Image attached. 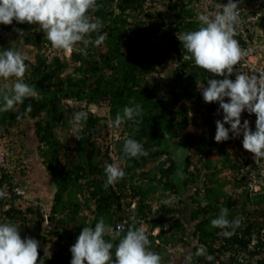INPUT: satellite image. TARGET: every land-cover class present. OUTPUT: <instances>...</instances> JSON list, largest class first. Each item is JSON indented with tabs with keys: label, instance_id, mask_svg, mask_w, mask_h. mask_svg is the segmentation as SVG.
<instances>
[{
	"label": "trees",
	"instance_id": "obj_1",
	"mask_svg": "<svg viewBox=\"0 0 264 264\" xmlns=\"http://www.w3.org/2000/svg\"><path fill=\"white\" fill-rule=\"evenodd\" d=\"M200 1L96 0L98 6L89 12L93 19H102L103 28L91 36L95 39L102 34L104 40L99 45L90 44L87 54L76 50L58 54L35 23L13 20L12 24H0V50L12 47L30 54L26 48L33 45L36 51L35 62L24 56L28 68L23 77L35 86L36 95L0 113V123L16 122L23 116L40 118L35 119L34 134L47 172L59 186L53 211L60 215L51 216L53 222L47 230L37 217L39 207L19 209L12 205L5 210L0 199V222L15 223L22 238L37 239L38 260L50 243L54 249L45 264H70V246L82 228L94 226L103 217L113 228L118 224L125 225V230L143 226L149 248L165 261H171L168 254L177 247L176 252L185 256L176 257L171 264H264V257L257 261L238 257L240 249L246 256H254L264 248L261 236L256 249L249 246V234L264 230V170L254 161L250 171L256 173L247 174L250 160L227 151L224 141L214 140L215 121L222 120L223 113L218 111V102H201L198 84L206 86L207 78L223 77L186 59L177 36L199 26L198 13L204 12L200 11ZM260 2L241 0L239 22L255 15L254 4L264 9ZM3 29L12 38L7 39ZM236 31L242 39L240 28ZM170 52L176 55L177 65L164 77ZM104 102L110 106L112 120L125 106L140 104L143 108L136 121L125 120L118 127L122 136L117 152L125 176L107 187L104 168L114 157L112 149L99 139V134H105L101 133V117L88 108ZM29 105L31 110L26 111ZM81 109L87 111V120L79 128L71 126L69 115ZM200 116L202 123L198 122ZM60 119V125L75 129L74 136L61 138L55 131ZM128 137L138 140L146 154L128 157L123 153ZM152 162L157 163L155 169L144 170ZM223 172L227 176H222ZM202 176L205 181L199 184ZM257 179L262 187L254 190L252 183ZM192 187L195 195L190 196ZM123 193L127 194L123 197ZM129 196L137 198L136 207L131 206ZM164 198L171 203L165 205ZM224 206L229 220L235 219L231 213L234 208L243 216L234 234L227 237L210 223ZM105 239L111 235L106 234ZM201 247L214 257L212 261L206 255H196Z\"/></svg>",
	"mask_w": 264,
	"mask_h": 264
},
{
	"label": "clouds",
	"instance_id": "obj_2",
	"mask_svg": "<svg viewBox=\"0 0 264 264\" xmlns=\"http://www.w3.org/2000/svg\"><path fill=\"white\" fill-rule=\"evenodd\" d=\"M240 3L241 0H228L226 4L218 2L217 10L198 13L197 28L183 31L177 36L185 50L186 59L193 60L196 66L207 73L223 77L207 78L206 86L201 82L198 84L203 96L201 102L219 103L218 111L222 110L223 115L222 120L215 121L214 140L222 142L230 139L227 143L233 144L235 148H229V151L250 160L246 173L254 175L256 172L250 171L254 161L264 170V72H234V66L243 55L235 38L236 26L240 21ZM262 5L264 6V3ZM97 6L96 0H0V24H12L13 20L18 23H35L43 30L58 54H63L64 51L69 54L72 50L87 54L90 44L99 45L104 40L102 34L97 35L95 39L91 36V33H99L103 28L102 19H93L89 12ZM3 33L7 39L12 38L10 32L3 29ZM26 49L32 51L34 46L29 45ZM35 52L34 50L28 54L27 50L23 53L22 50L12 47L0 50V113L11 110L14 105L22 104L25 98L36 95L35 86L23 79L28 68L24 56L35 62ZM32 54L33 59L30 57ZM233 73L235 78H229ZM69 105L74 108L76 106L73 101H69ZM92 106H108L109 109L99 115ZM88 108L101 117V133L105 134H99V139H106L102 145L109 146L114 157L113 163H106L104 168L107 187L125 176L123 160L118 154V141L122 136L118 127L125 120L136 121L141 117L143 108L140 104L125 106L122 113L118 112L113 120L109 114L110 106L106 102ZM30 110L29 105L26 111ZM252 113L254 119L249 122ZM40 115L45 116L44 112ZM69 116L73 126L79 128L82 122L87 120L88 113L81 109L73 111ZM35 119L23 116L22 120L16 122L0 123V199L4 200L2 204L5 210L10 209L12 205L19 209L28 206L39 207L37 217L47 230L53 222L51 216L60 215L53 211L54 193L58 191L59 186L51 180L47 172L45 158L34 134ZM61 123L60 119L59 126L55 128L57 133L64 126L60 125ZM66 130L71 132L68 134H76L72 133L75 131L73 127L66 125ZM114 132L119 136L112 144ZM241 134L242 142L239 141ZM59 135L62 138L61 133ZM122 150L128 157L146 154L143 145L132 137L125 139ZM150 164H147L144 170H151L148 168ZM262 175L264 176V173ZM252 185L254 190L262 187L258 179ZM191 192L190 196L195 195L193 187ZM126 194L123 193V197ZM128 199L131 206L136 207L137 198L132 199L129 196ZM163 203L168 205L171 201L165 199ZM231 213L234 214V220L228 219V208L224 206L219 215L210 221L213 227L222 229L221 234L226 237L234 234L235 228L240 225L239 220L243 218L236 208L231 210ZM124 227L125 225L118 224L113 228L105 223L103 217L94 226H84L75 243L70 246V264H161L165 261L158 252L149 248V236L143 226H131L127 230ZM158 231L157 228L154 233ZM106 234H110L111 239H105ZM260 236L264 237V230H254L249 234L251 249L257 248ZM49 244L48 248L53 250V245L50 244L49 247ZM39 247L40 242L37 239L31 236L22 238L15 223L0 222V264H45V258H50L51 252L46 247L44 256L38 260ZM196 255H206L209 261L214 259L211 254L205 253L203 247L197 249ZM238 257L242 260L245 258L247 261H257L264 257V248L254 256H246L240 249Z\"/></svg>",
	"mask_w": 264,
	"mask_h": 264
},
{
	"label": "built area",
	"instance_id": "obj_3",
	"mask_svg": "<svg viewBox=\"0 0 264 264\" xmlns=\"http://www.w3.org/2000/svg\"><path fill=\"white\" fill-rule=\"evenodd\" d=\"M218 2L226 4L228 0H202L200 1V11H215L217 10L216 6ZM263 3L264 0H262L261 4ZM254 5L255 6L252 8L253 11H256V13H254L255 15H250L247 18V21L239 22L237 25V27L240 28L243 37L242 39H239L235 35V38L241 46L243 55L237 65L234 66V72H245L248 74H259L264 72V11H261L263 9H260L258 5ZM254 8L256 9L254 10ZM250 32L253 33L252 37L249 35ZM229 78L234 79L235 73L230 74ZM225 99L227 100L228 98ZM253 119L254 113L250 114L249 122H252Z\"/></svg>",
	"mask_w": 264,
	"mask_h": 264
},
{
	"label": "rangeland",
	"instance_id": "obj_4",
	"mask_svg": "<svg viewBox=\"0 0 264 264\" xmlns=\"http://www.w3.org/2000/svg\"><path fill=\"white\" fill-rule=\"evenodd\" d=\"M160 5H165V4H163V1L162 2H160ZM157 6V5H156ZM159 36L161 37V39L163 38V32H160L159 33ZM165 45H167V43L165 42ZM34 50H32V52H33ZM171 54V55H170ZM170 57L168 58V62H169V64H168V68H166V71L164 72V77H168V75H170L171 74V71H172V69L177 65V57H176V55L174 54V52H170ZM30 57H32V59H33V54L32 55H30ZM163 87H165L164 85H163ZM166 89V88H165ZM92 108L93 109H95L97 112V114H99V115H102V114H104V113H106L107 111H108V106H102L101 108H98V107H96V106H92ZM198 122H200V123H202L203 122V118L200 116V118L198 119ZM73 125V123H72V120H71V126ZM59 133H61V136L64 138V136H70L71 134H68V133H71V132H68L67 130H66V126H62L61 128H60V132ZM72 133H76V132H72ZM230 135V137H231V133L229 134ZM119 136V134L118 133H116V132H114V133H112V138H113V140H112V144H113V142H114V140H116L117 139V137ZM240 140L239 141H241L242 142V139H243V135L241 134L240 135V138H239ZM105 141H106V139H101L100 140V142L102 143V144H105ZM226 142V143H225ZM110 144V143H109ZM34 145H36V142L34 143ZM115 145H116V143H115ZM111 146V145H110ZM222 146L223 147H225V149L227 150V151H229V148L231 149H233V148H235L234 147V145L233 144H230L229 145V143H227V140L226 141H224L223 142V144H222ZM221 146V147H222ZM233 153V152H232ZM180 154H178V153H176L175 154V156H179ZM198 157V156H197ZM214 159H216L215 157H214ZM217 160V159H216ZM156 165H157V163H151L150 165H148V168H151V169H155V167H156ZM222 176H227V172H223V174H222ZM205 181V176H202V177H200L199 178V181H198V183L199 184H201V183H203ZM230 188V187H229ZM166 198H164V200H165ZM48 248V247H47ZM178 248L179 249H181L182 248V245H178ZM176 249H177V247H176ZM176 249H171V251L172 252H170V254H168V257H169V259H171V261L170 262H168V261H163V262H161V264H171V262H172V260L174 261L175 260V258L176 257H184V256H182L183 254H178L176 251ZM48 250L51 252V250L52 249H50V248H48ZM176 261H178V260H176Z\"/></svg>",
	"mask_w": 264,
	"mask_h": 264
}]
</instances>
